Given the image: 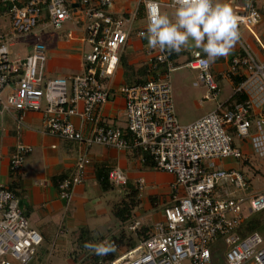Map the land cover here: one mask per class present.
I'll use <instances>...</instances> for the list:
<instances>
[{
	"label": "built area",
	"instance_id": "obj_1",
	"mask_svg": "<svg viewBox=\"0 0 264 264\" xmlns=\"http://www.w3.org/2000/svg\"><path fill=\"white\" fill-rule=\"evenodd\" d=\"M0 1V18L9 24L7 30L0 27V116L14 117L21 130L26 112L41 113L45 132L51 136L87 151L102 146L131 152L141 164L151 163L154 171L174 178L162 218L147 225L133 219L126 231L136 237V244L114 260L99 264H211L212 249L219 240L226 248V264L249 260L264 264V239L257 233L242 239L237 233L247 217L264 210V191L252 194L250 181L239 167L224 168L218 163L234 160L246 165L243 157L248 145L264 158V59L257 61L249 47L242 45L241 55L231 58L226 75L234 86L233 94L220 102L211 63H201L202 53L192 51L186 66L199 72L207 87L205 98L213 101L215 108L188 125H180L170 83L175 65L169 54L147 48L150 67L156 73L149 71L150 78L144 82L111 89L120 52L129 38V19L113 12L117 0ZM140 1L147 27L149 13L161 12L162 3ZM254 1L236 12L239 28L250 29L260 23L262 16ZM165 5L175 9L174 0ZM74 19L83 23L82 40L89 46L81 74L45 80L48 51L38 40L31 43L24 57L12 58L9 48L39 25L46 24L57 33ZM140 33L146 29L137 32L139 38L146 37ZM118 94L124 98V129L104 121L105 106ZM73 118L83 127H76ZM30 152L28 145H16L9 162L12 176L20 174ZM91 163L86 155L77 158L74 171L57 185L60 199H71ZM108 181L121 191L130 190L128 177L119 167L110 169ZM133 185L141 199L146 181L138 178ZM22 204L15 192L0 186V264H30L44 242L30 226ZM146 227L147 237L139 239ZM111 245L118 248L114 241ZM141 247L139 257L127 259Z\"/></svg>",
	"mask_w": 264,
	"mask_h": 264
},
{
	"label": "crops",
	"instance_id": "obj_2",
	"mask_svg": "<svg viewBox=\"0 0 264 264\" xmlns=\"http://www.w3.org/2000/svg\"><path fill=\"white\" fill-rule=\"evenodd\" d=\"M157 1L162 3L161 7L164 9L163 12L167 10H172L174 12L175 9L165 5L169 0ZM248 1L249 0H230V3L234 8H240L241 11H244L247 9ZM257 1L258 0L254 1V6L261 13L262 19L259 24L250 28L252 30L248 29V32L245 31V33L248 39H252L251 36L253 37L252 41L254 44L258 43L262 46L263 44L260 40L261 38L264 39V0H260L261 2L258 3V7L256 5ZM113 12L117 16L128 18L130 21V23L127 24L129 28V38L126 46L120 52L118 68L111 78V89L117 91L120 87L126 85L128 80L131 82L136 80V78H143L138 70L145 66L148 67V74L149 71L151 74L156 72L151 69L148 56L146 55V49L149 48V46L148 42L146 43L144 41L147 40V38H139L137 36L138 31L146 29L144 7L141 1L117 0L114 4ZM171 14L172 13H169V15ZM3 26L4 22L3 19H1L0 27L3 28ZM82 29L83 23L74 19V21L65 25L64 30L55 34H49L48 32L49 35L44 38L45 43L43 42L48 51V61L44 72L45 80L56 77L79 75L83 72V56L84 53L88 51L89 46L82 40ZM46 32L47 30H41L42 34ZM69 33L70 35H68ZM242 45L249 47L252 55L257 61L264 59V46L261 48L259 45V52L257 49V51H255L256 53H254L250 47V42L240 38L228 55L218 57L214 62H211L210 73L218 83L219 90L220 83L222 84L225 80L229 82L231 87V94L221 102H226L233 94L234 86L226 75L230 68L231 58L241 55ZM30 46L31 44L27 46L26 53L31 49ZM194 50L202 53L200 49L196 48L181 50L179 53L173 52V54H175L174 58L170 59L174 62L175 71L184 69L196 71L186 66L191 57V52ZM160 51L167 53L165 50L155 48L156 53ZM258 53L259 56H257ZM202 55L204 56L203 53ZM122 69H126L127 73L121 72ZM125 75L128 76V80L127 77L125 78ZM149 76H147L146 79H149ZM186 76H188V74L180 75L183 79H185ZM199 82L204 84L200 79ZM180 85L181 88L177 94L173 95L172 92L173 104L179 124L188 125L210 111L207 113L192 112V92L185 86L184 80L180 81ZM194 86H197L196 82ZM206 94L200 103L211 101L205 98ZM124 111V98L118 94L115 99L105 106L103 110L104 121L110 126H119L120 129H123L121 127H125ZM122 114L124 115L123 119H121ZM43 121L44 116L41 113L26 112L24 114L25 127L18 130L14 117L9 115L0 116V186L9 188L16 179L19 181V188L17 191L22 200L25 213L29 218L30 226L41 234L44 239L43 244L47 243L56 248L58 246L56 244L60 245L65 244L64 242L67 243L66 236L70 238L71 234L82 226L79 225L77 227L76 222H78L80 217L84 214V205L92 191L90 189L94 186L100 188L95 173L97 166L111 169L119 167L128 177V182L132 183L138 179V173L144 171L149 172L150 167L141 164L138 156L131 152L102 146H95L87 151L78 144L66 142L55 136H51L45 132ZM122 121L124 125L121 124ZM72 122L76 127H83L82 122L78 118H73ZM18 143H24L31 147V152L26 157L24 166L18 178H16V176H12L9 170V162ZM80 155L88 156L92 160V163L87 169L88 173L83 183L74 187L71 200L64 201L59 198L58 189L57 186L54 185L53 179L67 172L71 173L74 171L77 158ZM152 170L153 169H151V171ZM152 172H154V170ZM158 174H161L163 177L160 181H150L149 188L146 189V192L141 198V206L135 211V214H137H134V219H137L136 217L140 215L141 212L150 213L154 210L150 202V197L156 198L161 196L164 201L168 203L171 193V184L174 178L166 173L159 172ZM155 204L157 205L158 203ZM159 214L160 217L155 215V218H153V221H150L149 224L160 220L162 218V213ZM96 215H102V211L97 212ZM96 215L94 213L90 217ZM85 226L95 232L88 224ZM118 230L119 226L117 230L110 229L109 234L116 235L115 233H117ZM96 231L99 232L98 229H96Z\"/></svg>",
	"mask_w": 264,
	"mask_h": 264
},
{
	"label": "rangeland",
	"instance_id": "obj_3",
	"mask_svg": "<svg viewBox=\"0 0 264 264\" xmlns=\"http://www.w3.org/2000/svg\"><path fill=\"white\" fill-rule=\"evenodd\" d=\"M261 1L258 0L256 2V5L258 7V3ZM248 5V2H247ZM234 8V7H233ZM236 12H240V8H234ZM160 11L163 12L164 9L161 7ZM168 13H173L172 10H167ZM242 12V11H241ZM1 22V18H0ZM5 30L9 27L8 21L6 19L3 20ZM6 25V26H5ZM46 24L39 25L38 28H36L32 34L28 35L24 40H18L15 41V46L10 47V52L12 58H18V56H24L26 55L27 46L31 44L32 42L38 40H41L45 43V37L49 35L50 33L55 34V32ZM67 25V24H66ZM41 30H47L45 34L41 33ZM252 30V29H250ZM240 31V38L245 41V39L250 42V47L254 53L255 51L259 52V45L261 44H254L252 39H248L246 36V32H248V29L241 27L239 29ZM49 32V34H48ZM37 37V38H36ZM261 43L263 44L261 48L264 46V39L261 38ZM259 56V53L257 54ZM263 61V60H261ZM121 72L127 73L126 69H122ZM181 74H188V76L185 77V79L181 78ZM128 76L125 75V78ZM199 72L197 71H191L189 69L184 70H177L173 71L170 74V83L172 87L173 95L177 94V92L180 90L181 85L180 81L184 80L185 86L188 88V90H191L192 92V112H203L207 113L215 108V103L213 101H206L203 103H200L204 95L207 93V89L204 86V84L199 82ZM130 80H128L129 82ZM127 82V84H129ZM196 82L197 86H194V83ZM190 92V91H189ZM219 93V94H218ZM219 101H224L228 96L231 94V87L228 81H223L222 84L220 83V90L217 92ZM124 118V115H121V119ZM125 120V119H124ZM124 125V122L121 123ZM119 127V126H117ZM121 127V126H120ZM124 129V127H121ZM237 142V141H236ZM238 143V142H237ZM244 157L243 159L248 161V163L245 165L243 161H234L229 160V162H218L221 166L224 168L226 167H239L241 173H243L248 180L250 181V184L252 186V194L260 193L264 191V158H260L257 155L254 154V152L251 149V146L248 145L246 149L244 150ZM153 171V170H152ZM149 168L148 171H144L141 173H138V178H143L146 181L147 188H149L150 181H160V179L163 177L161 174H158L159 172H152ZM166 179V178H165ZM159 186V185H158ZM157 186V187H158ZM114 189H111L107 193H103L98 186L92 187L90 190V196L88 197L85 205H84V214L80 219L78 220L77 227L79 225L85 226L89 225L95 230V244L106 242L107 245L111 246L112 253L115 254L116 257L123 254L125 251H129L130 247H118L117 249H114L111 245V241H113V238H119L121 233L125 231V236L129 239L132 238V241L136 244V237L130 236L127 234V225H120V223L117 221V219L114 217L112 212V207L115 205L118 201H120L121 197L124 195V191H121L119 187L113 186ZM146 192V191H145ZM158 200H155L154 203L151 202L152 206L154 204V210L149 212H141L140 215H138L136 218L142 222L143 225H147L150 223V221H153L154 216L160 217V214L165 207L166 202L164 201L163 197L158 196L156 197ZM71 200V199H70ZM155 203H158L157 205ZM158 207V208H157ZM102 215H96L97 212H101ZM95 213L96 216L90 217ZM137 214V213H136ZM135 214V215H136ZM153 217H152V216ZM119 226V230L116 235H110L109 231L117 230V227ZM96 229L99 230L96 231ZM67 243L65 244H56L58 245L56 248L54 246H51L47 243H44L38 248L37 255L32 263L30 264H87L91 262L87 257H90L93 252L92 249H89L88 251H81L78 249L76 243H75V237L73 234H71V237L66 236ZM50 243V242H49ZM54 243V242H53ZM225 247V246H224ZM222 247V255L221 257L218 256L217 261L211 262V264H226L225 258H224V252L225 249ZM143 253V249L138 248L134 251H132L130 254H128L127 259L128 260H134L137 257H139ZM89 255V256H87ZM223 260V261H222ZM103 262V261H98ZM224 262V263H223ZM104 263V262H103ZM183 264H190V261H185ZM244 264H256L253 260H249L248 262Z\"/></svg>",
	"mask_w": 264,
	"mask_h": 264
},
{
	"label": "clouds",
	"instance_id": "obj_4",
	"mask_svg": "<svg viewBox=\"0 0 264 264\" xmlns=\"http://www.w3.org/2000/svg\"><path fill=\"white\" fill-rule=\"evenodd\" d=\"M174 12H150L146 33L150 48L176 53L189 48L200 49L203 64L230 53L240 39L239 16L230 0H174ZM199 55V53H197ZM96 255H106V242L85 244Z\"/></svg>",
	"mask_w": 264,
	"mask_h": 264
},
{
	"label": "trees",
	"instance_id": "obj_5",
	"mask_svg": "<svg viewBox=\"0 0 264 264\" xmlns=\"http://www.w3.org/2000/svg\"><path fill=\"white\" fill-rule=\"evenodd\" d=\"M1 2V1H0ZM0 3V8H1ZM144 42L147 43V40ZM167 53L170 54V58H174L173 51H167ZM176 57V56H175ZM139 74L143 76V78H136V80L131 81L129 84H137L146 81V77L148 76V67L145 66L142 69L138 70ZM138 156V155H137ZM146 167L153 168V165L151 163H147ZM111 168H100V166H97L95 169V173L97 176V182L100 185V188L103 192H108L111 189H114L113 185H111L108 181V172ZM69 173L62 174L58 177H55L53 179L54 185L57 186L60 181L67 178ZM18 178V176H16ZM128 187L130 188L129 191L124 193V195L121 197L120 201H118L115 205L112 207V212L114 217L117 219V221L120 223V225H127L134 219L135 211L138 210L141 206V199L138 197V191L135 189L132 182H128ZM19 188V181L16 179L13 184L8 188L9 190L15 192L19 196V192L17 189ZM150 200L152 203H154L157 198L150 197ZM154 206V204H153ZM147 227L143 229L142 232L138 234V238L142 239L147 237L146 231ZM238 235L244 239L247 236L257 233L264 239V210L260 213L253 214L249 217H247L240 228L237 230ZM73 236L75 237V243L81 251H88L91 248H86L85 244H95V238L94 231L91 230L87 226H81L76 231H74ZM113 241L116 243L118 247L120 246H127V247H133L135 245V242L132 241V238H127L125 236V231H123L119 238L114 237ZM222 247H224L223 240H219L216 244V246L212 249V261L216 262L218 256H223ZM225 248V247H224ZM90 257H87L91 262L87 264H98V261L108 262L112 261L116 258L115 254L112 253V251H109L106 255H96L94 254V251L92 254H90ZM89 256V255H87ZM223 261V260H222ZM224 263V262H223Z\"/></svg>",
	"mask_w": 264,
	"mask_h": 264
}]
</instances>
